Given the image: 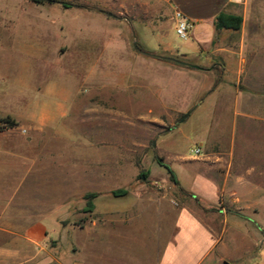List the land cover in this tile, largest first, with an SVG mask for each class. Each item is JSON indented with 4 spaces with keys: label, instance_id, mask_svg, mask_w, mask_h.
Masks as SVG:
<instances>
[{
    "label": "rangeland",
    "instance_id": "obj_1",
    "mask_svg": "<svg viewBox=\"0 0 264 264\" xmlns=\"http://www.w3.org/2000/svg\"><path fill=\"white\" fill-rule=\"evenodd\" d=\"M62 1L78 8L45 3L38 9L27 0H0V23L11 16L22 19L14 25L13 36L0 31V119L18 120L11 133L25 135V108L44 110L53 118L35 137L45 147L40 171L30 176L19 195L44 202L53 245L58 236L66 244H83L85 229L95 222L99 233H137L135 243L131 235L125 238L131 247L120 252L137 260L159 244L153 239L159 211L197 207L165 167L181 183L193 184L197 169L190 163L204 156L203 151L197 157L190 151L202 148V141L215 140L223 148L234 147L236 154L247 146L251 161H264V132L254 126L244 134L233 100L215 103L224 91L211 92L213 76L191 73L205 69L199 66L203 55L186 59L180 54H190L195 45L191 38L175 34V12L166 3ZM229 81L226 76L224 83ZM223 94L231 96L229 91ZM193 188L200 186L195 183ZM118 190L126 194L115 196ZM90 194H96L92 210L86 200ZM241 205L223 195L215 208L224 213L205 220L214 229L225 226L218 256L231 264H261L251 260H264V248L258 259H251L248 251L257 237L264 238V220L247 215ZM123 207L132 211L125 216L105 211ZM167 214L161 224L170 229L173 216ZM143 236L142 254L138 249Z\"/></svg>",
    "mask_w": 264,
    "mask_h": 264
},
{
    "label": "crops",
    "instance_id": "obj_2",
    "mask_svg": "<svg viewBox=\"0 0 264 264\" xmlns=\"http://www.w3.org/2000/svg\"><path fill=\"white\" fill-rule=\"evenodd\" d=\"M158 1L166 3L172 11L179 12L192 24L188 38L193 40L195 47L190 54H180L186 59L203 55L200 58L206 62H200L199 66L205 69L192 70L191 73L204 79L213 76L210 90L216 95L222 88L223 93L230 92L231 96L224 97L223 93L217 96L215 103L230 97L238 106L236 113L243 119L242 132L247 134L254 126L264 132V0ZM20 4L19 8L22 9ZM221 12L242 18L239 31L216 32L214 22ZM20 20L17 16L4 19L0 23V31L13 36L14 25ZM59 30L63 31L62 26ZM189 75L194 78V74ZM226 76L230 80L227 85L224 83ZM23 119L28 126L25 135L11 133L13 128L0 132V159L4 161L2 164L0 162V264H222L225 258L218 256L216 251L225 226L220 230L214 229L205 220V216L224 213V209L215 208L220 197L229 195L231 203H244L239 207L244 208L247 215L264 220V161H251L247 146L236 154L234 147L223 148L217 140L210 143L202 141L199 145L204 157L190 163L192 169H197L193 171L196 175L193 184H198L199 190H194L192 183H181L177 178L180 188L192 195L197 207L193 209L181 205L174 210L169 206L170 209L158 212V224L153 231L154 242H159L157 247L154 246L155 252L142 250L146 239L143 236L142 247L138 250L142 254L144 251V254L137 260H129L120 252L131 247L125 238L131 235L135 243L134 235L137 233L126 234L114 229L99 233L95 222L85 229L83 244L76 241L66 244L58 236L57 243L53 245L46 225L44 202L19 195L30 176L40 171L45 147H40L35 137L47 123L53 122V118L44 110L25 108ZM3 140L11 144L1 143ZM229 184L235 188L228 190L226 186ZM242 187L244 193L240 191ZM105 211H117L125 216L132 210L123 207ZM167 213L173 216L170 229H165L161 224ZM260 229L264 231V225H260ZM114 237L118 240L115 241ZM262 248L264 238L257 237L256 244L248 251H252L250 258L258 259ZM234 261L241 264L245 260ZM251 261L264 264V260Z\"/></svg>",
    "mask_w": 264,
    "mask_h": 264
},
{
    "label": "trees",
    "instance_id": "obj_3",
    "mask_svg": "<svg viewBox=\"0 0 264 264\" xmlns=\"http://www.w3.org/2000/svg\"><path fill=\"white\" fill-rule=\"evenodd\" d=\"M27 1H29L33 4H36V5H44L45 3H48V4L58 3L64 9H68L70 7L76 6V4H74V3L65 2L62 0H27ZM241 23H242V18L240 16L231 15V14L221 12L215 18L214 27H215V30L217 33L221 32L223 30H227V31H231V32H237V31H239V29L241 27ZM0 124H2V126L0 127L2 129H11V128H14L17 126V123L9 117H6L4 119H0ZM165 168H166L167 172L170 174L171 181L179 188V190L185 195L192 196L191 194H187L186 192H184L179 187L178 180L176 179L175 174L172 172V170L167 166ZM113 194L115 196L125 195L126 191L125 190H118V191H114ZM95 197H96V194H90L86 198L87 206H88L89 210L93 209V204L91 202V199H93Z\"/></svg>",
    "mask_w": 264,
    "mask_h": 264
},
{
    "label": "built area",
    "instance_id": "obj_4",
    "mask_svg": "<svg viewBox=\"0 0 264 264\" xmlns=\"http://www.w3.org/2000/svg\"><path fill=\"white\" fill-rule=\"evenodd\" d=\"M175 34L180 39H187L189 33L192 29V24L187 20L184 16H182L179 12H175ZM192 156L197 157L201 155L200 148H193L191 151Z\"/></svg>",
    "mask_w": 264,
    "mask_h": 264
},
{
    "label": "water",
    "instance_id": "obj_5",
    "mask_svg": "<svg viewBox=\"0 0 264 264\" xmlns=\"http://www.w3.org/2000/svg\"><path fill=\"white\" fill-rule=\"evenodd\" d=\"M108 15L110 16V14H108ZM133 47H134L136 50H138L139 52L146 54L145 52L140 51V50L138 49V47L136 46V44H133ZM151 56H153V55H151ZM162 59L171 60L170 58H162ZM178 63H180V62H178ZM180 64H183V63H180ZM187 117H188V114H187V115H183L181 121H184ZM153 146H154V143H153ZM64 224H65V223H64ZM222 264H231V263H229V262H227V261H223Z\"/></svg>",
    "mask_w": 264,
    "mask_h": 264
}]
</instances>
